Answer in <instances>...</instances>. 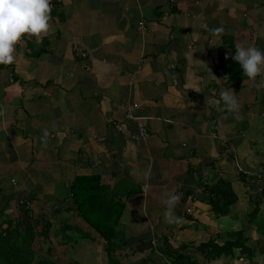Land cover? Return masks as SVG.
Segmentation results:
<instances>
[{
    "label": "crops",
    "instance_id": "0c3cea01",
    "mask_svg": "<svg viewBox=\"0 0 264 264\" xmlns=\"http://www.w3.org/2000/svg\"><path fill=\"white\" fill-rule=\"evenodd\" d=\"M51 24L39 43L24 36L14 63L0 65V208L8 204L14 217L19 204H32L37 219L45 207L65 209L59 218L73 223L59 235L56 260L106 258L104 241L72 209L80 176L98 177L103 202L125 204L117 255L151 251L162 264L165 239L179 245L192 232L193 240L222 232L202 224L208 186L230 181L237 204L262 192L264 89L232 79L229 57L237 44L264 51V0H57ZM217 27L223 33L214 36ZM225 89L237 96V114L215 105ZM137 123L148 132L139 142ZM168 193L180 196L178 224L165 222ZM72 230L84 231L78 241ZM67 248L76 254L68 258Z\"/></svg>",
    "mask_w": 264,
    "mask_h": 264
},
{
    "label": "trees",
    "instance_id": "16d2710c",
    "mask_svg": "<svg viewBox=\"0 0 264 264\" xmlns=\"http://www.w3.org/2000/svg\"><path fill=\"white\" fill-rule=\"evenodd\" d=\"M234 52L229 57L231 59L232 79L243 75V70L239 64L232 59ZM243 180L244 177L240 174L241 184ZM259 186L262 188V192L258 199H255L257 195L247 193L251 201L248 205L253 206L248 215V224L254 225L256 234L258 232L264 235V214H259L260 198L262 197L264 200V183L259 184ZM206 189L210 195L209 204H207L210 208L207 211L208 217L206 216L207 219L202 220V224L207 229L211 222L215 225L222 219L227 218L230 209L238 205L239 198L232 188V183L223 178H220L215 184L208 186ZM70 190L71 199L74 203L72 209L104 241L107 263L121 264L117 258V252L124 248L125 242L119 238L121 235L118 234V227L125 210V204L103 202L101 196L104 187L99 185L97 176L78 177L71 184ZM254 199L255 202H253ZM7 210L8 204H4L0 208V264H59L52 256L53 246L50 240V232L51 230H59L62 225V235H65L69 231V225L60 222L61 225H57L59 228L54 227L53 225L56 224L54 216H44V212L37 219L33 218L31 213L29 214L28 210L22 207L18 209V215L14 217ZM57 213L59 214V212ZM185 219L190 222L197 221L196 218L190 215ZM251 238H253V234L250 230L240 227L235 229L231 225L230 231L216 232L213 237L203 236L196 241L179 245H173L176 240L167 241L165 239L162 247L159 248L165 255L166 260H170L165 262L163 259V264H232L236 252H238L239 258L255 259L257 246H248ZM41 239L43 241L42 246L35 249V241L40 242ZM254 239L259 243L258 238L254 237ZM63 242L65 243V241ZM187 249H189V252L186 251ZM37 254L40 255L38 259H36ZM258 254L264 255V246L258 251ZM73 264L80 263L74 262ZM129 264L157 263L156 258L146 256L136 263L130 262Z\"/></svg>",
    "mask_w": 264,
    "mask_h": 264
},
{
    "label": "clouds",
    "instance_id": "9594fccd",
    "mask_svg": "<svg viewBox=\"0 0 264 264\" xmlns=\"http://www.w3.org/2000/svg\"><path fill=\"white\" fill-rule=\"evenodd\" d=\"M51 7V0H0V65L7 66L14 63L16 45L24 36L34 37L39 43L50 33ZM210 31L214 36H219L223 33V28L217 27ZM232 59L239 64L243 75L254 83L258 91L264 89V51L256 46L245 47L237 44ZM257 77H260L258 82ZM210 103L212 102L206 99V105ZM215 105L218 110H226L233 114H237L240 108L237 96L232 89L223 90L220 98L215 101ZM4 114V110H0V116ZM48 135L45 129L42 139L46 141ZM179 199L178 194L168 193L163 200L166 208L165 222L168 224H178L181 221V217L175 214ZM31 205L29 209L18 206L31 213Z\"/></svg>",
    "mask_w": 264,
    "mask_h": 264
},
{
    "label": "rangeland",
    "instance_id": "374dc122",
    "mask_svg": "<svg viewBox=\"0 0 264 264\" xmlns=\"http://www.w3.org/2000/svg\"><path fill=\"white\" fill-rule=\"evenodd\" d=\"M260 132H264V128H262V130H260ZM250 194H252V191L250 192ZM256 198L255 199H258L259 197H260V193H256ZM264 202V201H263ZM253 204V203H252ZM209 208H210V206H209ZM252 208H253V206L252 205H248V204H238V205H236V207L234 206V207H232L231 209H230V214H229V216L227 217V218H224V219H222L220 222H219V226L222 228V232L221 233H224V232H226V231H230L231 230V225L232 226H234L235 227V229L236 228H238V227H240V228H243V229H248V230H250L251 232H252V234H253V238H251L250 240H249V242H248V246H257V248H256V254H255V259L254 260H251V259H245V258H239L238 257V252H236L235 253V258L233 259V262H232V264H264V255H262V254H258V251H260L261 250V248L264 246V235L263 234H261V233H258L257 232V234H258V236H257V234L255 233V231L254 230H256L255 229V227H254V225H250V224H248V215H249V212L252 210ZM10 211V208H8V210H7V212L8 213H10L11 214V212H9ZM47 213L46 214V216L47 215H50V216H54V218H55V223L56 224H54L53 226L54 227H58L59 226V224L61 225V223L60 222H64V223H67V224H71V223H73L72 222V219L71 220H67V222H65V221H63L61 218H59V216L63 213V212H65V209H63V210H60V209H58V210H53V209H50V207H45V209H44V213ZM57 212H59V214L57 213ZM231 212H232V214H231ZM259 214L260 215H263L264 214V204H261L260 205V207H259ZM13 214H16V213H12L11 215H13ZM30 214V213H29ZM64 214V213H63ZM6 217V216H5ZM4 217V218H5ZM58 225V226H57ZM184 225H185V221H184ZM196 225H198V224H196ZM62 227V225L60 226V228ZM59 228V227H58ZM59 228V229H60ZM219 231V230H218ZM220 231H221V229H220ZM220 231H219V233H220ZM62 231H56V233L54 234V235H52L51 237H50V240H51V243H52V246H53V244H54V248L52 249V251L53 250H56V252H57V245H59V244H61V246H65L64 245V242H61V240H60V237L62 236L61 233ZM82 232H84L83 230L81 231V230H72L71 231V233H73V235L71 236L72 237V240H77L78 241V239H77V237L78 236H81L82 235ZM85 232H87V231H85ZM50 233H53V231L51 230V232ZM193 233V232H192ZM189 234V237H184L183 239H181L182 240V242L183 243H185V242H193V241H196L197 240V238L195 239V240H193L192 238H193V234ZM67 234V233H66ZM59 235H60V237H59ZM69 235V234H68ZM66 237V236H65ZM176 237V236H175ZM254 237H256V238H258V241H259V243L254 239ZM120 238L122 239L123 238V236L121 235L120 236ZM43 239V238H42ZM42 239H41V241L39 242V241H35V244H34V247H35V249L37 248V247H40V246H42V243H43V241H42ZM191 239V241H189ZM177 240H180L179 238L177 239ZM62 243H63V245H62ZM77 244H79V243H77ZM128 244V243H127ZM129 245V244H128ZM68 247V246H67ZM160 247H162V244H160ZM63 249H65V247H63ZM166 250H167V248H166ZM124 251L126 252L127 250H125L124 249ZM186 251H188L189 252V249H187ZM55 252V253H56ZM138 252H141V250L140 251H138ZM148 254H146V253H142L143 254V256L142 257H134V258H132V257H130V255H129V253L128 252H126L125 254L123 253H119V255H117V258L119 259V261L121 262V264H129V262H132V263H136L139 259H141V258H145L146 256H150L151 254H152V252L151 251H148L147 252ZM165 253V252H164ZM58 254L61 256V253H59L58 252ZM63 254L65 255H67V257L69 258V255H75L76 254V252H72V251H70L69 250V248H67L66 249V251H64L63 252ZM65 255V256H66ZM165 256V255H164ZM61 257H64L63 255L61 256ZM60 257V258H61ZM70 257H72V256H70ZM150 257H152V256H150ZM38 258H40V255H36V259H38ZM74 258H78L77 257V255L75 256V257H73V259ZM88 261H86V258L85 257H83V260H79V261H81V263L82 264H106V258L105 257H103V255L102 256H100L99 258H95V257H89L88 259H87ZM165 260V262H169L170 260H166V258L164 259ZM252 261V262H251ZM258 261V262H257ZM56 262H58L59 264H68L69 263V260L67 259V258H65L63 261H61V260H57ZM163 262V261H162ZM156 263L157 264H162V263H160L159 261H157L156 260Z\"/></svg>",
    "mask_w": 264,
    "mask_h": 264
},
{
    "label": "built area",
    "instance_id": "2783aa9c",
    "mask_svg": "<svg viewBox=\"0 0 264 264\" xmlns=\"http://www.w3.org/2000/svg\"><path fill=\"white\" fill-rule=\"evenodd\" d=\"M55 1H57V0H51V6H52L51 9L53 8V3ZM169 1L175 2L176 0H169ZM77 55L80 58H86V56H87L84 52H79V53H77ZM83 67L86 69L88 68L87 65H85V64L83 65ZM126 118L134 119L130 113L126 114ZM116 129L121 130V126L117 125ZM147 136H148V132H147L146 128L141 123H137L136 124V132L131 136V138L134 141L139 142V141L145 139ZM143 191H144V189H143ZM19 205L24 206L26 209H29V207H30V204H19Z\"/></svg>",
    "mask_w": 264,
    "mask_h": 264
},
{
    "label": "bare ground",
    "instance_id": "6f19581e",
    "mask_svg": "<svg viewBox=\"0 0 264 264\" xmlns=\"http://www.w3.org/2000/svg\"><path fill=\"white\" fill-rule=\"evenodd\" d=\"M89 71V70H88Z\"/></svg>",
    "mask_w": 264,
    "mask_h": 264
}]
</instances>
